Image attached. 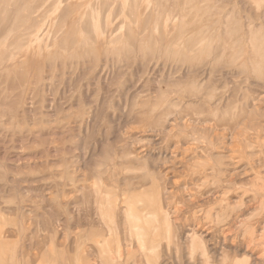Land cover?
Segmentation results:
<instances>
[{
    "label": "rangeland",
    "instance_id": "374dc122",
    "mask_svg": "<svg viewBox=\"0 0 264 264\" xmlns=\"http://www.w3.org/2000/svg\"><path fill=\"white\" fill-rule=\"evenodd\" d=\"M0 264H264V0H0Z\"/></svg>",
    "mask_w": 264,
    "mask_h": 264
},
{
    "label": "clouds",
    "instance_id": "9594fccd",
    "mask_svg": "<svg viewBox=\"0 0 264 264\" xmlns=\"http://www.w3.org/2000/svg\"><path fill=\"white\" fill-rule=\"evenodd\" d=\"M190 74V69L172 64L161 57L152 60L147 66H136L135 72L130 70L127 75L130 77V83L134 85L130 91H136L137 95L154 92L159 96L163 90L186 81ZM107 147L104 140H101L98 146L99 154L102 155Z\"/></svg>",
    "mask_w": 264,
    "mask_h": 264
},
{
    "label": "bare ground",
    "instance_id": "6f19581e",
    "mask_svg": "<svg viewBox=\"0 0 264 264\" xmlns=\"http://www.w3.org/2000/svg\"><path fill=\"white\" fill-rule=\"evenodd\" d=\"M128 213H129L128 218L130 217L132 220L129 222V224L131 225V228H134V229L136 228L140 230V232L136 234V236L138 237L140 248H142L143 251L151 249L152 247H148L147 245L149 244L148 238H150V234L146 232L144 225L141 224L142 222L141 217H144V216H141L139 213H136L133 208H130Z\"/></svg>",
    "mask_w": 264,
    "mask_h": 264
}]
</instances>
